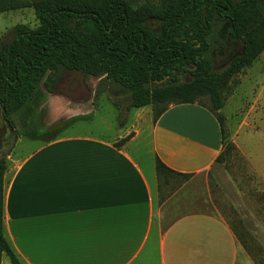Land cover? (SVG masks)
<instances>
[{
    "label": "crops",
    "instance_id": "1",
    "mask_svg": "<svg viewBox=\"0 0 264 264\" xmlns=\"http://www.w3.org/2000/svg\"><path fill=\"white\" fill-rule=\"evenodd\" d=\"M81 110L74 107L71 121L90 125L95 111ZM223 110L231 142L264 181V164L252 150L254 142L264 149L262 113L256 123L244 120L233 130L232 115ZM124 125L102 137L73 124L29 154L9 159L2 228L20 263L255 264L228 224L202 210L203 198L212 203L202 197L204 176L223 151L221 127L209 106L172 104L156 122L150 116ZM157 160L191 176L161 205ZM1 264L10 259L4 255Z\"/></svg>",
    "mask_w": 264,
    "mask_h": 264
},
{
    "label": "trees",
    "instance_id": "2",
    "mask_svg": "<svg viewBox=\"0 0 264 264\" xmlns=\"http://www.w3.org/2000/svg\"><path fill=\"white\" fill-rule=\"evenodd\" d=\"M28 7H34L39 27L17 25L11 42L0 40V107L10 130L15 131L12 116L40 83L44 80L54 93L59 73L66 71L105 77L130 92L128 111L152 106L154 122L172 104L200 103L208 96L224 147L223 88L264 50V0H162L154 29L148 23L153 15L124 0H0V14ZM223 33L245 51L217 72L212 51ZM6 170V160L0 159V264L4 255L11 264H21L2 228ZM156 171L159 181L170 175L191 177L160 160Z\"/></svg>",
    "mask_w": 264,
    "mask_h": 264
},
{
    "label": "rangeland",
    "instance_id": "3",
    "mask_svg": "<svg viewBox=\"0 0 264 264\" xmlns=\"http://www.w3.org/2000/svg\"><path fill=\"white\" fill-rule=\"evenodd\" d=\"M39 1L41 0H31ZM124 1L133 9L144 10L153 15L149 17V25L155 28L158 23L155 15L162 5V0ZM17 25H24L32 30L39 27L40 22L34 7L0 14V40L11 42L13 29ZM224 70L225 67H221L216 71ZM257 73L262 74L261 81L257 80ZM246 77H252L251 81ZM75 78H79L80 86L77 93L72 95L70 86ZM54 89L56 92L49 93L43 80L28 104L12 116L15 131L9 133L11 137L6 142L0 159H5L8 163L14 154L16 157L25 156L36 149L39 143L73 124L74 128L80 131L85 129L87 133L95 136L112 137L120 132L122 124L129 122L131 127L134 122L138 125L154 114L152 106L142 108L139 112L128 111L130 92L113 87L105 77H83L80 74L61 71ZM223 101V113L228 117L232 115L228 127L233 130L238 129L244 120L256 123L260 113L264 120V50L254 62L227 83L223 88ZM200 103L210 106V98L202 97ZM76 106L82 108V113L95 111L90 125L85 126L80 123L82 120L78 119L71 121L70 117L75 113ZM229 135L227 130L228 140L224 144L221 158L216 161L206 177L204 176L202 197H210L212 203L204 201L203 198L202 210H208L222 218L254 263L264 264V181L253 169L250 161L231 142ZM21 136L22 139L17 144ZM142 143H148L147 134L142 138ZM254 143L256 145L252 150L264 164L262 144ZM190 179L191 177L184 180L170 175L166 180L158 181V203L161 205L163 200L172 196Z\"/></svg>",
    "mask_w": 264,
    "mask_h": 264
},
{
    "label": "flooded vegetation",
    "instance_id": "4",
    "mask_svg": "<svg viewBox=\"0 0 264 264\" xmlns=\"http://www.w3.org/2000/svg\"><path fill=\"white\" fill-rule=\"evenodd\" d=\"M149 22L150 21H148V23ZM214 44L216 47L212 51V57H213V61H214V70L215 71L221 67H225V69H227L231 65V63L236 58L241 57L245 51L244 47H242V45H241V42H232L230 39L227 38L225 33H223L221 35V41H214ZM70 94H72L71 91H70ZM73 95H75V94H73ZM0 111H1V115L3 117V111H2L1 107H0ZM3 119H4V117H3ZM5 123L7 125V132H6L2 147L0 149V155H1V152L4 148V146L6 145V142L11 137L9 133L12 131V130H10L8 123L6 121H5Z\"/></svg>",
    "mask_w": 264,
    "mask_h": 264
},
{
    "label": "water",
    "instance_id": "5",
    "mask_svg": "<svg viewBox=\"0 0 264 264\" xmlns=\"http://www.w3.org/2000/svg\"><path fill=\"white\" fill-rule=\"evenodd\" d=\"M161 83L162 82H160L158 84H161ZM79 86H80V80H79V78H75L74 83L70 86L72 95L77 93L76 91L79 90ZM6 132H7V125L5 123V120L3 119L2 115H1V111H0V149L2 147Z\"/></svg>",
    "mask_w": 264,
    "mask_h": 264
}]
</instances>
